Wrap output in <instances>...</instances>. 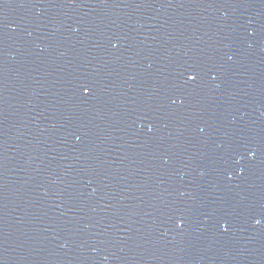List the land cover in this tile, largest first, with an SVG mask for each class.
I'll list each match as a JSON object with an SVG mask.
<instances>
[{
  "label": "water",
  "instance_id": "obj_1",
  "mask_svg": "<svg viewBox=\"0 0 264 264\" xmlns=\"http://www.w3.org/2000/svg\"><path fill=\"white\" fill-rule=\"evenodd\" d=\"M0 264H264V0H0Z\"/></svg>",
  "mask_w": 264,
  "mask_h": 264
}]
</instances>
